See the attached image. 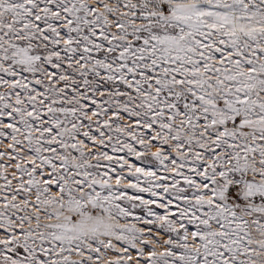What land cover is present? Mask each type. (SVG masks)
Instances as JSON below:
<instances>
[{
	"label": "snow or ice",
	"instance_id": "snow-or-ice-1",
	"mask_svg": "<svg viewBox=\"0 0 264 264\" xmlns=\"http://www.w3.org/2000/svg\"><path fill=\"white\" fill-rule=\"evenodd\" d=\"M0 264H264V0H0Z\"/></svg>",
	"mask_w": 264,
	"mask_h": 264
}]
</instances>
